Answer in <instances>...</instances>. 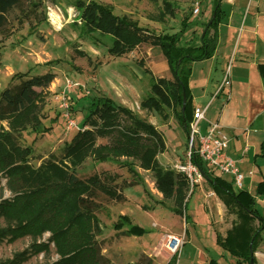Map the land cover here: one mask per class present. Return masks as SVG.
<instances>
[{
	"label": "trees",
	"instance_id": "16d2710c",
	"mask_svg": "<svg viewBox=\"0 0 264 264\" xmlns=\"http://www.w3.org/2000/svg\"><path fill=\"white\" fill-rule=\"evenodd\" d=\"M29 1L37 6L35 1L41 4L43 0ZM151 1L163 4L164 10L156 20L162 22L165 17L174 16L170 0ZM212 2L216 17L210 25L205 24L206 30L198 45L183 44L185 34L193 27L189 16L178 32L157 34L132 17L116 15L109 4L77 0L74 7L79 12L84 35L99 34L111 39L108 50L111 56L123 57L143 44L161 49L173 79L152 77L151 95L141 102L140 108L157 113L163 119H167L166 110H172L189 134L195 111L188 90L191 66L211 58L216 49V38L211 32L220 21L221 0ZM19 5L20 0H0V33L8 25L9 13ZM1 59L0 51V63ZM55 63L51 61L45 65ZM55 79L51 71L42 75H31V71L18 73L12 77L17 84L0 92V174L3 173L7 180L6 187L0 190V199L5 190L13 195L11 199L0 200V220L7 224L0 230V244L6 239L13 242L25 236L37 239L50 232L60 256L54 264H102L96 240L101 228L95 215L98 208L95 199L98 194L115 201L124 197L98 175L86 181L77 176V169L89 158L97 163L118 162L135 177H139L138 169L151 173L163 199L173 202V213L187 219L188 179L175 170L162 167L158 161V156L166 150L163 134L152 123L109 98L92 100L93 108L86 116L84 129L76 131L61 158L51 157L36 167L30 163L33 150L20 145L22 134L28 130L40 134L50 131L43 124L42 111ZM184 91L187 103L183 111ZM105 139L107 144H99V140ZM192 162L207 176L209 186L229 212L237 214L238 223L226 238H218V243L238 258L237 264H258L254 254L261 244L264 219L257 209L256 199L247 191H236L233 180L209 172L197 155ZM257 195L264 196V182L257 186ZM124 228L127 236L147 234L142 227L133 225L128 216H120L115 229L122 231ZM32 247L34 253L48 249L45 244ZM24 258V254H20L21 260L10 263H20Z\"/></svg>",
	"mask_w": 264,
	"mask_h": 264
},
{
	"label": "rangeland",
	"instance_id": "374dc122",
	"mask_svg": "<svg viewBox=\"0 0 264 264\" xmlns=\"http://www.w3.org/2000/svg\"><path fill=\"white\" fill-rule=\"evenodd\" d=\"M76 1L43 0L41 4L35 1L37 6H34L29 0H20V5L8 15V25L0 33V92L17 84L12 77L18 73L31 71V75H42L51 71L56 75L55 86H50V96L42 111L43 124L50 131L40 134L28 130L22 134L20 145L32 147L33 150L30 163L36 167L51 157L61 158L65 146L78 131L66 129L57 101L68 78L81 86L68 93L70 112L80 130L84 129L86 116L93 108L92 100L109 98L149 121L163 134L166 150L158 156V161L162 167L174 170L176 164L186 161L187 156V137L182 126L170 109L166 110L167 119H163L157 113L140 108L141 102L151 95L152 77L173 79L170 72L161 73V50L143 44L123 57L111 56L108 51L111 47L109 37L99 34L92 37L82 33L79 12L74 7ZM82 1L109 4L116 15L132 17L142 27L154 29L157 34L178 32L187 16L196 23L199 21V16L193 13L196 4L201 12L208 4V0H170L174 16H167L161 22L156 17L164 10L162 1L157 4L151 0ZM50 11L54 13L53 20L48 15ZM191 34L187 33L183 44L188 43ZM51 61L57 63L45 65ZM107 143V139L99 140V144ZM138 174L139 177L133 176L118 162L97 163L91 158L77 169V176L82 181L98 175L124 197L121 201H115L98 194L95 199L98 205L95 215L101 228L96 240L102 264H170L172 255L166 249L167 237H182L184 243L187 240L184 233L179 232L184 216L172 214L173 202L163 199L151 173L138 169ZM6 181L1 173L0 190L6 187ZM201 191L206 195L214 192L207 180L203 179L189 194L187 213L190 219L198 223L207 221ZM11 198L13 195L5 190L0 200ZM257 209L264 214L263 204L257 202ZM231 214L237 218L236 213ZM120 216H128L133 225L144 228L147 234L134 237L123 233L126 228L116 230L115 224ZM6 225L4 220H0V230ZM51 236L47 232L37 239L32 236L13 242L6 239L0 244V264L21 260L20 254H24L25 258L17 264H54L60 256ZM34 244H45L48 249L34 253ZM190 250L191 247L187 245L181 259ZM254 255L260 258L256 259L258 264H264L261 254ZM222 262L227 264L224 260Z\"/></svg>",
	"mask_w": 264,
	"mask_h": 264
},
{
	"label": "crops",
	"instance_id": "0c3cea01",
	"mask_svg": "<svg viewBox=\"0 0 264 264\" xmlns=\"http://www.w3.org/2000/svg\"><path fill=\"white\" fill-rule=\"evenodd\" d=\"M220 9V21L211 32L216 38L214 55L192 64L188 90L194 110H205V118L199 124L201 134L206 135L210 123H218L229 139L225 152L244 175L243 188L235 190L247 191L264 205V196L257 195V186L264 182V0H221ZM213 11V2L208 0L205 10L198 13L199 21L192 22L189 32L193 34L188 36V45L199 44L205 24L210 25L216 17ZM160 53L161 73L170 72ZM229 67L230 86L220 90ZM220 175L233 180L230 175ZM202 194L207 221L194 222L188 213L187 219L183 217L179 232L187 240L178 264H223L222 260L237 264L238 258L228 254L218 238H226L238 219L214 192ZM187 245L191 250L181 259ZM260 245L255 254H261L264 261V231ZM256 259H260L258 255ZM172 260L170 264H176V258L174 263Z\"/></svg>",
	"mask_w": 264,
	"mask_h": 264
},
{
	"label": "built area",
	"instance_id": "2783aa9c",
	"mask_svg": "<svg viewBox=\"0 0 264 264\" xmlns=\"http://www.w3.org/2000/svg\"><path fill=\"white\" fill-rule=\"evenodd\" d=\"M200 9L196 4L193 13L198 15ZM53 12L48 13L50 20H53ZM230 86V67L226 71L225 78L220 86V90L228 89ZM79 83H75L70 79H66L63 90L59 93L57 101L62 117L65 121L66 129L80 130L76 121L71 115V104L68 99V93L72 90L79 89ZM205 118V110L196 108L194 111V118L189 127V134L187 140V156L186 161L178 163L174 170L183 174L189 182L190 194L193 193L195 187L205 179L204 174L192 162L194 155H197L204 163L209 172H218L223 175H230L233 178L234 186L237 189L243 188L244 175L240 172L237 162L229 157L225 149L228 146L229 139L223 134L221 126L218 123H210L206 135L201 134L199 124ZM184 245V239L179 236L170 235L167 237L166 249L176 258L178 263L181 250Z\"/></svg>",
	"mask_w": 264,
	"mask_h": 264
},
{
	"label": "water",
	"instance_id": "95a60500",
	"mask_svg": "<svg viewBox=\"0 0 264 264\" xmlns=\"http://www.w3.org/2000/svg\"><path fill=\"white\" fill-rule=\"evenodd\" d=\"M183 101H184V105H183V111H184L186 103H187V96H186V92L185 91L183 93ZM204 177L207 180V176L205 174H204ZM251 247H252V245H251Z\"/></svg>",
	"mask_w": 264,
	"mask_h": 264
}]
</instances>
